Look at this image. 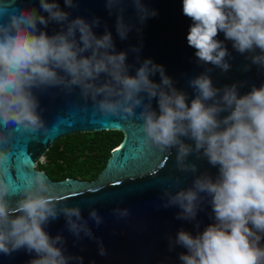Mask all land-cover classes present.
<instances>
[{
  "label": "clouds",
  "instance_id": "1",
  "mask_svg": "<svg viewBox=\"0 0 264 264\" xmlns=\"http://www.w3.org/2000/svg\"><path fill=\"white\" fill-rule=\"evenodd\" d=\"M0 6V254L20 250L35 254L27 264H83L84 257L69 253L62 233L50 235L46 226L60 216L74 237L95 240L100 256H106L103 240L96 237L89 220L99 227L104 218L94 207L87 219L81 206L48 182L31 164L34 175L22 187L13 175L11 142L15 133H40L46 137L40 96L50 89L70 95L78 90L87 107L97 113L140 121L138 147L157 149L172 156L180 173H191L192 182L178 187L176 176L163 188L162 207H177L176 219L194 222L193 234L181 228L168 237L169 251H185L180 264H264V83L253 84L240 93L246 81L223 87L214 85L206 67L188 79L194 95L175 86L162 64L141 58L142 32L157 10L145 0H105L109 15H115V32L126 40L135 30L140 42L118 51L107 24L102 34L94 30L101 18L70 11L79 0H39V8L23 7L16 0ZM134 8L136 23L126 19ZM183 14L192 21L188 45L195 49L197 62L228 72L232 48L246 54L252 65L264 69V0H182ZM50 23L59 30L49 34ZM135 53L136 64L128 63ZM134 68V72L132 71ZM159 75V80L154 79ZM156 107L153 106V101ZM143 155V152H141ZM193 157L194 159H189ZM206 160L217 169L215 175L200 170L196 161ZM163 167V166H161ZM158 174V170L151 173ZM175 188V190H173ZM95 203V202H90ZM211 207V223L200 230L198 213ZM117 220L127 218V208L112 210Z\"/></svg>",
  "mask_w": 264,
  "mask_h": 264
},
{
  "label": "water",
  "instance_id": "2",
  "mask_svg": "<svg viewBox=\"0 0 264 264\" xmlns=\"http://www.w3.org/2000/svg\"><path fill=\"white\" fill-rule=\"evenodd\" d=\"M150 8L157 10V15L147 19L142 32L143 48L141 58H152L154 62L162 64L166 73L173 78L175 86L189 94V100L194 95L188 86V79L200 74L206 67H212L210 73L213 83L217 87L231 84L236 81H246L240 88L244 94L255 84L264 83V69L252 65L249 71H244V65L250 63L246 54L241 55L232 48L231 41L219 33L217 39L225 42L232 59L228 72H222L212 65H203L197 62L195 49L187 43V33L192 21L183 14L182 0H145ZM23 7L35 6L39 8V0H16ZM64 7L63 0H59ZM0 6L7 7L4 0ZM70 11L71 17L76 15L91 19L92 16L101 18V25L94 29L102 34L107 24L112 31L118 51L128 49L131 45L140 42L135 30L129 33L126 40H120L115 32V15H109L105 7V0H79V5ZM126 19L136 23L134 8L129 5ZM59 30V25L50 23L49 34ZM128 63L136 64L135 53H129ZM134 72V68L132 70ZM157 81L159 75L154 77ZM42 115L48 125L46 137L40 140L34 137L40 133L18 130L11 142L12 162L15 165L13 175L19 177L16 184L20 187L26 182L27 176L34 175L31 164L37 165L42 158H46L49 150L60 140L79 133H96L117 131L124 134L123 141L112 151L106 167L93 181H82L68 178L54 181L44 172L46 179L62 195L70 198L69 205L81 206L85 219L89 216L91 207L97 209L104 218V222L97 227L94 221L89 220V226L94 235L103 240L107 250L106 256H100L95 240L85 237L81 242L73 244L74 237L65 228V218L60 216L51 221L46 230L55 236L62 233L67 239L69 253L84 257L83 264H180L178 256L185 251L180 246L169 251L168 237H175L177 231L184 228L196 233L194 222L176 219L179 211L177 207H162L161 196L163 188L172 183L176 176L182 178L178 187L191 184V173H180L175 168V150L169 157L157 149L139 146L142 135L139 129L140 121L135 117L121 119L114 116H104L91 106H84V101L76 90L67 95L58 89H50L40 97ZM153 106L156 107L155 100ZM143 152V155H141ZM189 159H194L190 157ZM200 170H209L213 175L216 168L211 167L206 160L196 161ZM163 166V167H161ZM158 170V174L151 173ZM175 190V188L173 189ZM95 202V203H90ZM116 207L127 208L130 215L117 220L112 210ZM211 207L206 206L198 213L201 221L200 230L212 222L210 219ZM35 254L20 250L12 255L0 254V264H27Z\"/></svg>",
  "mask_w": 264,
  "mask_h": 264
},
{
  "label": "trees",
  "instance_id": "3",
  "mask_svg": "<svg viewBox=\"0 0 264 264\" xmlns=\"http://www.w3.org/2000/svg\"><path fill=\"white\" fill-rule=\"evenodd\" d=\"M122 132L79 133L58 141L46 154L47 171L56 180L83 178L94 180L106 167L112 151L123 141Z\"/></svg>",
  "mask_w": 264,
  "mask_h": 264
},
{
  "label": "flooded vegetation",
  "instance_id": "4",
  "mask_svg": "<svg viewBox=\"0 0 264 264\" xmlns=\"http://www.w3.org/2000/svg\"><path fill=\"white\" fill-rule=\"evenodd\" d=\"M40 164H47V159L45 158V160H44V162H40L38 165H37V169H38V166L40 165ZM39 170V169H38ZM40 171H44V170H40ZM44 172H46L47 174H48V172L47 171H44ZM49 175V174H48ZM52 180H54V181H60V180H56V179H54V178H52V177H50ZM73 178V177H72ZM68 179V178H67ZM74 179H79V180H82V181H93V180H86V179H83V178H79V177H77V178H74Z\"/></svg>",
  "mask_w": 264,
  "mask_h": 264
},
{
  "label": "built area",
  "instance_id": "5",
  "mask_svg": "<svg viewBox=\"0 0 264 264\" xmlns=\"http://www.w3.org/2000/svg\"><path fill=\"white\" fill-rule=\"evenodd\" d=\"M42 160H45V158H42L41 161H42Z\"/></svg>",
  "mask_w": 264,
  "mask_h": 264
},
{
  "label": "rangeland",
  "instance_id": "6",
  "mask_svg": "<svg viewBox=\"0 0 264 264\" xmlns=\"http://www.w3.org/2000/svg\"><path fill=\"white\" fill-rule=\"evenodd\" d=\"M42 162H44V160H42Z\"/></svg>",
  "mask_w": 264,
  "mask_h": 264
}]
</instances>
